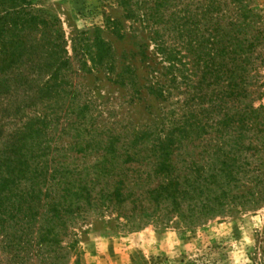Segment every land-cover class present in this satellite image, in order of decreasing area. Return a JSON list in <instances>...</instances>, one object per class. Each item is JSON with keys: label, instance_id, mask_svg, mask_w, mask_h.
<instances>
[{"label": "rangeland", "instance_id": "1", "mask_svg": "<svg viewBox=\"0 0 264 264\" xmlns=\"http://www.w3.org/2000/svg\"><path fill=\"white\" fill-rule=\"evenodd\" d=\"M147 1H150V7L155 5V0ZM209 1L184 0L183 3L193 4L195 11L196 7H204ZM26 2L29 3L27 13L43 19L47 27L26 33L31 61L28 62L26 55L24 65L19 70L13 69L9 77L6 72L0 73V83L9 81L6 89L0 88V154L7 157L12 149L18 151L23 147L28 176L37 163L46 164L52 175L57 171V175L42 188L43 198L50 194L56 199L60 195L65 211L71 201L61 198L65 185L78 179L77 175L83 173V169L89 170L101 161L104 149L115 144L118 154H122L123 142L128 143L144 131L162 139V132L168 125L166 115L172 113L171 119L180 118L184 101L189 97L181 86L178 72L183 70L184 60L181 59V64L174 63L176 83L169 88L171 95L165 100L152 96L148 93L150 86L155 89L160 85L167 87L165 81L172 80L171 75L165 79L161 77L163 67L170 63L158 52L155 31H159L167 48L180 42L177 39L170 41L163 24L146 26L141 20L143 12L137 10L136 0L133 1L136 16H130L118 0ZM175 3L162 9L164 22L179 10ZM10 8L8 3L0 2V17ZM240 8L251 11L240 36L247 40L246 47L251 45V48L240 58L246 96L236 107L263 112L262 121L264 0H239L228 10L223 9L221 14L232 12L238 16ZM207 27L198 26L197 35ZM13 35L12 32L8 36ZM98 42H103L108 49L103 64L98 63ZM39 52L45 54L47 61L37 79L33 63ZM185 54L181 50L176 57H186ZM63 62L66 65L61 66ZM5 67L0 60V69ZM56 69L62 88L54 101L51 96L38 95L36 90L37 86L41 89L49 82ZM198 78L200 74L194 82ZM216 88V85L204 87V93H211ZM205 107L207 104L198 110ZM207 131V135L196 136L190 147L197 160H203L205 147L211 148L218 142L216 131ZM257 132L254 138L247 134L243 142L245 147L253 143L258 153H242L241 160L242 165H250L247 170L255 171L264 181V125L260 130L262 133L258 135ZM112 156L109 153V157ZM14 158L18 160L19 155ZM183 158V155L173 157L175 160ZM124 159L119 158V166ZM148 163L149 160L143 165H132L131 170L142 168L144 171ZM68 171L70 176L66 174ZM248 178L251 174L242 178L241 189L231 190L226 214L197 226L187 225L175 216L167 223L156 220L146 225L95 208L85 213L86 204L82 200L78 203L80 211L72 216L63 213L62 221L52 227L47 220L50 216L48 205L53 200L49 197L40 203V216L27 225L20 222L22 215L15 218V207V211L11 210L14 217L11 219L7 202L3 203L0 208V264H237V260L239 264H264V200H231L241 193L255 194L261 190ZM107 180L112 182L110 178ZM29 186L26 180L20 184L23 190ZM155 186L156 182H153L151 187ZM99 188L97 186L95 194ZM15 203L18 208L20 198H16ZM51 228L57 234V242L45 237V242L40 243L44 231L51 233Z\"/></svg>", "mask_w": 264, "mask_h": 264}, {"label": "trees", "instance_id": "2", "mask_svg": "<svg viewBox=\"0 0 264 264\" xmlns=\"http://www.w3.org/2000/svg\"><path fill=\"white\" fill-rule=\"evenodd\" d=\"M133 1L118 0V4L128 11L130 16H136L133 13ZM183 1L155 0V5L150 7V1L136 0L137 10L143 12L141 20L146 26L163 24L170 41L177 39L180 42L177 46L167 48L159 31H155L158 52L163 56L164 61L170 63L168 67H163L161 77L165 79L171 75L172 80L165 81L166 85L168 83L167 87L163 84L164 86L160 85L156 89L151 86L148 88L150 95L167 99L171 95L169 88L176 83L174 63L181 64L183 58L184 63L181 66L183 70L177 69V71L181 75V86H184V91L189 97L184 101L185 106L180 118L171 119L172 113L166 115L168 125L162 132V139L144 131L135 135L128 143L123 142L120 149L122 154H118V147L115 144L104 149L105 155L101 161L89 170L83 169V173L77 175L78 179L65 185L64 196L61 198L66 202L71 200L65 211L60 203V195L56 199L49 196L50 194L43 198L42 188L49 184L54 175H57V171L52 175L48 173L46 164L37 163L28 176L25 169L26 152L23 147L18 151L12 149L10 154L7 153V157L1 153L0 208H3V203L7 202L6 208L9 209L11 219H14L12 211L17 209L15 218L22 215L20 222L29 225L40 216L38 213L40 203L50 198L53 200L48 205L50 216L47 220L52 227L62 221L63 213L72 216L80 211L81 207L78 203L82 200L86 204L85 213L95 208L99 212L115 213L117 217L124 215L128 220H139L146 225L156 220L167 223L175 216L187 225L197 226L226 214L231 190L241 189L242 178L249 174L251 178L248 179L255 183V186L261 187V190L255 194L241 193L231 200L233 202L264 200L262 177L255 171L247 170L250 165L244 163L242 165L241 160L242 153L252 155L258 153V148L253 143L245 147L243 141L247 134L253 135L254 138L256 131L258 135L262 133L260 130L264 120L260 119L263 112L246 108L240 110L238 106L236 107L246 96V83L242 76L244 67L239 62L243 54L250 50L251 45L246 47L247 40L241 39L240 36L245 29V21L250 19L251 11L240 8L238 16L232 12L221 14L223 9L228 10L230 5H234L239 0H230L229 3L210 0L204 7H196L195 11L193 4H185ZM0 2L11 6L0 17V60L6 64L4 69H0V73L6 72L9 77L13 69L19 70L24 65L26 55L28 62L31 61L32 57L28 56L26 33L32 30L40 31L41 26L45 28L47 24L43 19L27 13L26 6L29 3L26 0H0ZM175 2L178 3L179 10L164 22L162 9ZM200 25L208 27L197 35ZM12 32L13 37H9ZM9 47L12 49L10 50ZM96 47L98 63L103 64L108 49H105L103 42H98ZM181 50H184L186 57L178 59L176 55H180ZM44 55L39 52V56H35L38 59L34 61L33 66L37 71V79L45 68L47 58ZM185 59L188 61L185 62ZM217 60H220V63H216ZM63 65L66 63L63 62L61 66ZM198 74L200 79L194 82ZM6 82L9 81L0 83V88L3 86L6 89ZM212 85H216L217 88L211 93H204V87L210 88ZM61 88L59 70L56 69L49 82L41 89L37 86L36 91L38 95H45L47 98L51 96L53 100L58 97ZM203 104H207V107L198 110ZM208 129L216 131L218 142L211 148L205 147L203 160H197L193 157L191 145L196 136L207 135ZM109 153L113 156L109 157ZM17 155H19L18 160L14 158ZM176 155L178 157L183 155L184 158L175 160L173 157ZM123 157L125 159L119 166L117 162ZM147 158L149 160L145 165L147 169L131 170L132 165H143L148 161ZM66 174L71 175L69 171ZM107 178L112 182L109 183ZM23 180L30 183L29 189L23 190L20 187ZM153 182H156L155 187H151ZM97 186L100 188L95 194ZM13 197L21 200L18 208L15 203L16 198ZM45 237L53 238L54 243L58 240L54 228L51 233L44 231L43 239L39 242H45Z\"/></svg>", "mask_w": 264, "mask_h": 264}, {"label": "clouds", "instance_id": "3", "mask_svg": "<svg viewBox=\"0 0 264 264\" xmlns=\"http://www.w3.org/2000/svg\"><path fill=\"white\" fill-rule=\"evenodd\" d=\"M237 264H239V260H237Z\"/></svg>", "mask_w": 264, "mask_h": 264}]
</instances>
